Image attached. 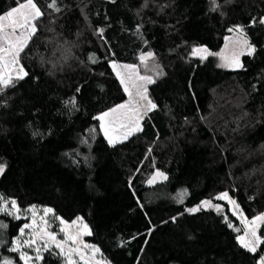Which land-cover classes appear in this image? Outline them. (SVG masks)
<instances>
[{
  "label": "trees",
  "instance_id": "obj_1",
  "mask_svg": "<svg viewBox=\"0 0 264 264\" xmlns=\"http://www.w3.org/2000/svg\"><path fill=\"white\" fill-rule=\"evenodd\" d=\"M19 2L0 0V14ZM34 2L43 15L22 53L28 75L0 91V195L82 217L110 264H258L264 245L242 248L240 220L215 197L229 192L248 219L264 213V24L252 22L264 0ZM237 26L256 49L243 67L192 54H218ZM147 52L157 107L109 144L96 117L127 100L111 63ZM157 171L167 178L149 184ZM204 200L221 210L187 211ZM0 224V259L23 264L9 248L25 220L0 214ZM41 264L62 262L48 253Z\"/></svg>",
  "mask_w": 264,
  "mask_h": 264
},
{
  "label": "snow or ice",
  "instance_id": "obj_2",
  "mask_svg": "<svg viewBox=\"0 0 264 264\" xmlns=\"http://www.w3.org/2000/svg\"><path fill=\"white\" fill-rule=\"evenodd\" d=\"M213 3L215 4V0H213ZM216 6L218 7V5ZM48 7L59 11L56 0H50ZM42 15V10L34 0L19 2L16 7L0 14V91L14 84L15 80H22L28 75L23 66L20 65L19 56L32 36L35 35L37 31L35 21ZM5 21H7V24ZM252 22L264 24V17L259 18L258 21L254 18ZM229 31L238 33L236 43L241 45V51L234 54L228 66L243 67L239 56L244 54V50L247 51L248 55H252L256 51L255 46L247 39L243 27L237 26L235 29H229ZM99 34L103 35V29L99 30ZM192 54L194 56L199 55L201 59H206L209 55H221L211 53L207 48L202 47L193 48ZM153 57L152 52H147L142 54L139 59L141 64L147 65ZM221 59H225V57L221 55ZM111 67L116 72L129 98L125 103L103 112L96 119L101 122V130L104 132L109 144H114L118 139H127L133 133L141 131V120L144 115L155 109L157 105L149 98L147 91V85L155 83L152 76L140 75L138 66L135 64L120 65L113 61ZM156 67L158 68V66ZM157 74L163 75L162 70H158ZM133 89H135L134 92ZM71 103L74 104L75 101L73 100ZM118 129L124 130L119 133V136L116 135ZM5 168L6 165L0 164V174L5 171ZM156 177L167 178L164 173L157 171L148 183H153ZM215 199L226 201L231 206L232 214L241 219L244 232L243 235H238L236 239L242 248L251 253H256L261 245H264V236L259 234L260 227L264 226V213L249 220L243 215L237 201L227 191L220 193ZM201 207L221 210V205L213 204L212 200H204L201 205L187 209V211L195 213L200 211ZM19 211L15 199L8 200L0 195V213L14 215L15 219H20ZM28 211L32 213L31 223H25L20 228V234L23 236L25 229H30L29 238L26 240L14 239L11 241L12 246L9 248V251L18 253L19 260L23 264H39V262H42L44 260L42 248L43 251H51L54 248L56 250L55 254L62 257L65 264H80V262H83V264H103L101 260L95 259L100 249L95 245L85 243L82 239L84 236L92 235L91 229L82 217H76L69 222L55 216L52 208L45 207L42 209L43 215L37 220L35 206H32ZM49 214H52L53 218L59 222V233L63 234V239H58L57 233L50 230L51 225L47 219ZM172 219L175 220V217ZM225 220H227V217H225ZM228 226L232 227L233 225L229 222ZM6 227V225L0 224V228ZM237 231L240 230L237 229ZM24 247L32 249L36 253L35 256L23 251ZM88 251L91 252L90 256L87 254ZM77 257L79 260L76 259ZM0 264H16V261L6 257L0 259ZM259 264H264V255L260 256Z\"/></svg>",
  "mask_w": 264,
  "mask_h": 264
},
{
  "label": "rangeland",
  "instance_id": "obj_3",
  "mask_svg": "<svg viewBox=\"0 0 264 264\" xmlns=\"http://www.w3.org/2000/svg\"><path fill=\"white\" fill-rule=\"evenodd\" d=\"M5 23L7 24V21H5ZM6 30H10V29H6ZM18 32H19V30H18ZM17 34H18V33H17ZM237 37H238V34H233V35L229 36V37L226 39V43H225L223 49L218 53V54H221L223 57H225V59H221V55H210V56H212V57L214 58V62H215L217 65H219L220 67L224 68V69H228V70H236V69H239V68H240V67H231V66H228L229 63H230V61L232 60L234 54H238V53L241 51V45H239L238 43H236ZM29 42H30V41H29ZM28 44H29V43H28ZM28 44H27V45H28ZM23 51H24V50H23ZM22 53H23V52H22ZM22 53H21L20 56H19V61H20V65H21V66H23ZM246 54H247V51L244 50V54L239 56L240 63H241V59H242V57H243L244 55H246ZM199 57H200V56H199ZM207 58H208V56H207ZM207 58H206V59H207ZM206 59H203V60H206ZM150 61H151V59L148 61V63H150ZM148 63H147V64H148ZM118 64H120V63H118ZM120 65H127V64H120ZM135 65L138 66V70H139L140 75H149L148 72H144V70H143L144 64H141L140 61H139V63H137V64H135ZM145 66H146V65H145ZM114 73L116 74L115 71H114ZM116 76H117V75H116ZM150 76H151V75H150ZM152 77H153V76H152ZM118 79H119V78H118ZM153 79H154V78H153ZM151 85H152V84H148V85H147L148 96H149V88H150ZM122 86H123V85H122ZM123 88H124V86H123ZM134 91H135V89H133V92H134ZM126 95H127V100H128V98H129V97H128V94L126 93ZM127 100H126V101H127ZM126 101H125V102H126ZM125 102H124V103H125ZM151 111H152V110H151ZM151 111L147 112V114L144 115L143 119L141 120V128H142V121L144 120V118H145L146 116L149 115V113H150ZM100 123H101V122H100ZM123 131H124L123 129H118L116 135L119 136V133H121V132H123ZM138 132H139V131H138ZM102 133H103V135H104V132H103V131H102ZM136 133H137V132L133 133V134L130 135L127 139H123V140H122V139H118L117 142H115V143L112 144V145H115V144H118V143L124 142V141L128 140L130 137H132V136H133L134 134H136ZM104 136H105V135H104ZM105 138H106V137H105ZM106 139H107V138H106ZM107 141H108V139H107ZM164 180H165V179H164L163 177H156L155 181H154L153 183H151V184H154V183H156V182H161V181H164ZM3 197H4V196H3ZM4 198H5V197H4ZM5 199H7V198H5ZM8 200H10V199H8ZM225 202H226V201H225ZM229 206H230V205H229ZM43 208H45V207L35 206V209H36V212H37V220H39V217L43 215V211H42ZM230 208H231V206H230ZM19 209H20V208H19ZM29 209H30V208H29ZM0 214H3V213H0ZM18 214H19V216H20V219L25 220V223H31V215H32V213H31L30 211H28V209H27V210H21V209H20V211H19ZM54 214H55V213H54ZM3 215H6V214H3ZM243 215H244V214H243ZM7 216L14 218V215H7ZM55 216H56V215H55ZM244 216H245V215H244ZM236 217L238 218V216H236ZM245 217H246V216H245ZM47 219L49 220L50 225H51L50 230H51V231H54V232L57 233V238H58V239H63V234H62V233H59V227H60L59 222L53 218V215H52V214H49V216L47 217ZM238 219H239L240 222H241V219H240V218H238ZM249 220H251V219H249ZM84 222H85V221H84ZM85 223H86V222H85ZM241 224H242V226H243V232H244V225H243L242 222H241ZM260 228H261V227H260ZM259 231H260V230H259ZM30 232H31L30 229H25V234H24L23 236H21V234L19 233V236H18L17 238H19V239H21V240H26V239L29 238ZM241 235H243V234H241ZM87 237H88V236H84L82 239H83V241H84L85 243L90 244V243H88L87 240H86ZM17 238H16V239H17ZM38 242H39V241H38ZM90 245H92V244H90ZM96 247H97V246H96ZM97 248H98V247H97ZM22 250L28 252L29 255H32V256H35V254H36L32 249H29V248H27V247H24ZM55 252H56V250H55L54 248H53L51 251H43V248H42V255H43V257H44L46 254L51 253V254H53V255L59 257V258L61 259L62 264H65L63 258L60 257V256H58V255H56ZM16 254L18 255V253H16ZM87 254L90 256V255H91V252L88 251ZM18 257H19V256H18ZM76 259L79 260L78 257H77ZM95 259H96V260H101V261L103 262V264H110V263L108 262V260L103 256V254H102L101 251H100L99 253L96 254ZM21 262H22V261H21ZM22 263H23V262H22ZM41 263H42V262H39V264H41ZM80 264H83V262H80ZM258 264H259V262H258Z\"/></svg>",
  "mask_w": 264,
  "mask_h": 264
}]
</instances>
